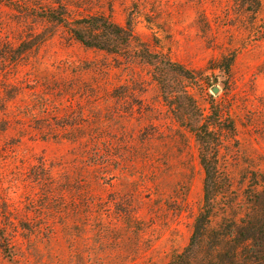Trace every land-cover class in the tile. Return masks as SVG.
I'll return each instance as SVG.
<instances>
[{
  "label": "rangeland",
  "instance_id": "rangeland-1",
  "mask_svg": "<svg viewBox=\"0 0 264 264\" xmlns=\"http://www.w3.org/2000/svg\"><path fill=\"white\" fill-rule=\"evenodd\" d=\"M86 1L75 16L134 14L139 38L191 71L177 78L205 115L221 112L220 163L240 200L264 172V0ZM28 16L0 5V41L54 32L0 67V229L12 242L0 264H167L189 243L205 175L160 69L136 46L87 48Z\"/></svg>",
  "mask_w": 264,
  "mask_h": 264
},
{
  "label": "trees",
  "instance_id": "trees-1",
  "mask_svg": "<svg viewBox=\"0 0 264 264\" xmlns=\"http://www.w3.org/2000/svg\"><path fill=\"white\" fill-rule=\"evenodd\" d=\"M242 1L254 10L261 6L260 0ZM75 3L74 0H0V5L21 14L55 27L64 26L72 38L87 48L120 54L136 46L140 58L160 69L155 77L163 99L180 126L195 136L205 175L203 204L195 216L189 243L182 251L174 253L167 264H264V172L254 173L240 200L233 198L232 183L220 163L224 143L221 112L213 109L209 115L203 113L177 78L191 79L194 75L168 56L153 52L139 38L134 14H129L125 25H121L104 13L75 16L70 10ZM53 35V31H32L26 39L20 38L17 46L0 41V67L5 61H17ZM233 60L234 56L226 68ZM11 245V235L1 228L0 248L9 255Z\"/></svg>",
  "mask_w": 264,
  "mask_h": 264
},
{
  "label": "water",
  "instance_id": "water-1",
  "mask_svg": "<svg viewBox=\"0 0 264 264\" xmlns=\"http://www.w3.org/2000/svg\"><path fill=\"white\" fill-rule=\"evenodd\" d=\"M214 83L217 84V83H218V80L215 79V80H214ZM213 92H214L215 94H217V93L219 92V88H218V87H214V88H213Z\"/></svg>",
  "mask_w": 264,
  "mask_h": 264
}]
</instances>
